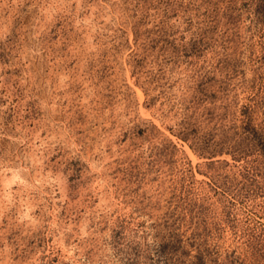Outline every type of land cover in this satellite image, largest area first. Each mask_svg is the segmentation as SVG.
<instances>
[{
    "label": "rangeland",
    "instance_id": "374dc122",
    "mask_svg": "<svg viewBox=\"0 0 264 264\" xmlns=\"http://www.w3.org/2000/svg\"><path fill=\"white\" fill-rule=\"evenodd\" d=\"M0 264H264V0H0Z\"/></svg>",
    "mask_w": 264,
    "mask_h": 264
},
{
    "label": "bare ground",
    "instance_id": "6f19581e",
    "mask_svg": "<svg viewBox=\"0 0 264 264\" xmlns=\"http://www.w3.org/2000/svg\"><path fill=\"white\" fill-rule=\"evenodd\" d=\"M134 89H135V91H136V94H137L139 100L141 101V99H142V97H143L141 91H140L138 88H136V87H134ZM141 109H142V108H141ZM142 113H143V111H142ZM184 150L186 151V153L188 154V156L191 158V160H192L193 162H195V161H196V158H195V156L193 155V153H192L187 147H185Z\"/></svg>",
    "mask_w": 264,
    "mask_h": 264
}]
</instances>
